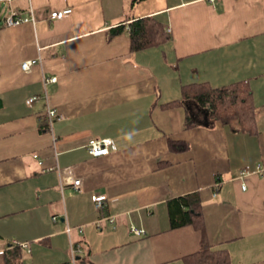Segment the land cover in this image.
<instances>
[{
  "label": "crops",
  "instance_id": "obj_1",
  "mask_svg": "<svg viewBox=\"0 0 264 264\" xmlns=\"http://www.w3.org/2000/svg\"><path fill=\"white\" fill-rule=\"evenodd\" d=\"M130 1L0 0V264H69L71 245L76 264H186L201 234L171 229L168 202L194 193L207 244L228 264H264V0ZM30 7L34 25L5 26ZM146 17L170 40L131 52L128 24ZM237 82L251 91L256 133L194 102L162 107L182 86ZM48 109L57 119L41 131ZM93 139L112 140L107 156L88 154ZM168 140L189 148L172 152ZM65 169L79 191L61 190Z\"/></svg>",
  "mask_w": 264,
  "mask_h": 264
},
{
  "label": "trees",
  "instance_id": "obj_2",
  "mask_svg": "<svg viewBox=\"0 0 264 264\" xmlns=\"http://www.w3.org/2000/svg\"><path fill=\"white\" fill-rule=\"evenodd\" d=\"M145 0H131L132 8ZM123 31L119 26L109 31L112 38ZM128 37L131 52L159 47L170 40L165 25L153 17L132 20L128 24ZM194 102L202 109L207 110L211 121L220 122L235 133H256L255 107L252 94L245 83L237 82L221 88H212L208 84H194L181 87L179 100L162 105L170 109ZM190 125L189 117L186 118ZM48 125L42 124L41 131H47ZM168 147L172 152L182 153L188 150L184 142L168 140ZM264 180V173L262 174ZM169 222L171 229L193 227L200 232L201 241L199 250L186 258V264H228V254L225 248L209 246L204 239V223L201 213V201L198 194H188L168 202ZM6 263L10 262L6 260Z\"/></svg>",
  "mask_w": 264,
  "mask_h": 264
},
{
  "label": "built area",
  "instance_id": "obj_3",
  "mask_svg": "<svg viewBox=\"0 0 264 264\" xmlns=\"http://www.w3.org/2000/svg\"><path fill=\"white\" fill-rule=\"evenodd\" d=\"M71 12H72V10L70 8H66V9L61 10V11L52 12L50 14L49 20H51V21L61 20L65 16L69 15ZM23 23H30L32 25L35 24V20L33 17V10L31 9V7L28 9V16L22 17L18 11L12 10L6 16L5 21H4L5 26L8 28L15 27V26H18V25L23 24ZM168 33H169V30H168ZM38 62L40 63V60H38ZM36 63H37L36 60L26 61L20 65V68L22 71H28L30 69V67L35 65ZM56 81H57V79L55 77L43 78L44 86L48 83H55ZM33 101H34V98H29L26 101V103L31 104ZM56 119H57V115H56L55 111L48 109V111H47V124H48L49 128L51 127L52 123ZM111 148H113V142L111 139H101V140L93 139V140H90L86 146V150H87L88 154L94 158L107 156L109 154ZM34 158L38 159L37 156H35ZM241 175H242V178L247 176V174L244 172ZM59 176H60L61 190L64 187L72 186L76 191H79L81 182H80V180H73L71 178V171L69 169L59 171ZM242 178H239V179H242ZM244 189H245V187L242 186V190H244ZM91 201H92L95 209L100 211L103 208V203L105 201V197L94 195V196H91ZM52 220L54 222L57 219L55 217H53ZM110 222H112V221L110 220ZM128 231H129L130 235L135 236V237H141V236L145 235L144 229H139V228H136L135 226H130ZM67 232H69V230H67ZM21 246L25 247L24 244ZM76 252H77V248L71 245V261L69 264H76V261H75Z\"/></svg>",
  "mask_w": 264,
  "mask_h": 264
},
{
  "label": "water",
  "instance_id": "obj_4",
  "mask_svg": "<svg viewBox=\"0 0 264 264\" xmlns=\"http://www.w3.org/2000/svg\"><path fill=\"white\" fill-rule=\"evenodd\" d=\"M205 119H207V117L205 116ZM207 124H205V126H206Z\"/></svg>",
  "mask_w": 264,
  "mask_h": 264
}]
</instances>
